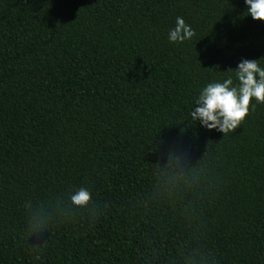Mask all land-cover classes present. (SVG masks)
Returning <instances> with one entry per match:
<instances>
[{
    "label": "trees",
    "instance_id": "16d2710c",
    "mask_svg": "<svg viewBox=\"0 0 264 264\" xmlns=\"http://www.w3.org/2000/svg\"><path fill=\"white\" fill-rule=\"evenodd\" d=\"M246 11L0 0V264H264V104L227 134L190 116L207 83L264 67Z\"/></svg>",
    "mask_w": 264,
    "mask_h": 264
},
{
    "label": "clouds",
    "instance_id": "9594fccd",
    "mask_svg": "<svg viewBox=\"0 0 264 264\" xmlns=\"http://www.w3.org/2000/svg\"><path fill=\"white\" fill-rule=\"evenodd\" d=\"M247 15L254 20L264 21V0H245ZM195 32L182 17H177L175 27L168 32V41L184 43ZM260 60H242L232 76L222 82H210L204 86L194 100L195 107L190 112L192 120L199 121L208 130H218L224 134L233 132L249 115L250 106L255 110L257 104H264V67ZM254 101V102H253ZM90 193L80 189L72 197L73 203L85 205Z\"/></svg>",
    "mask_w": 264,
    "mask_h": 264
}]
</instances>
